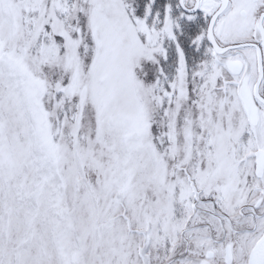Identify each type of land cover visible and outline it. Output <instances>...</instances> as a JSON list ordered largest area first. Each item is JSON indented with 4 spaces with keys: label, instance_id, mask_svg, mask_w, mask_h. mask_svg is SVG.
Segmentation results:
<instances>
[{
    "label": "snow or ice",
    "instance_id": "snow-or-ice-1",
    "mask_svg": "<svg viewBox=\"0 0 264 264\" xmlns=\"http://www.w3.org/2000/svg\"><path fill=\"white\" fill-rule=\"evenodd\" d=\"M0 264H264V0H0Z\"/></svg>",
    "mask_w": 264,
    "mask_h": 264
}]
</instances>
